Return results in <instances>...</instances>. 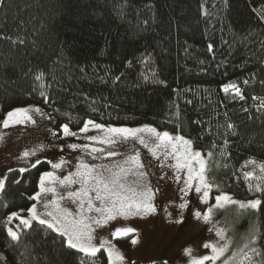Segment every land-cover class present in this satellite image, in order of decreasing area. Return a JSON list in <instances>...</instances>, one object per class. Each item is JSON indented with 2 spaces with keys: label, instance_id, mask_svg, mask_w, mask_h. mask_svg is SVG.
Segmentation results:
<instances>
[{
  "label": "trees",
  "instance_id": "16d2710c",
  "mask_svg": "<svg viewBox=\"0 0 264 264\" xmlns=\"http://www.w3.org/2000/svg\"><path fill=\"white\" fill-rule=\"evenodd\" d=\"M231 82L244 99L223 91ZM262 100L264 0H4L0 5V126L5 111L24 105L43 108L55 125L78 127L85 119L149 124L187 137L206 156L213 151L221 164L208 173L220 185L215 190L247 200L260 195L249 192L243 166L249 159L264 162ZM229 122L235 135L226 129ZM48 166L45 161L8 174L0 192V252L9 264H79L83 256L38 222L20 231L17 241L7 235V214L31 205ZM222 211L232 241L226 256L243 245L250 229L264 236V203L258 210L232 205ZM95 259L108 264L103 250Z\"/></svg>",
  "mask_w": 264,
  "mask_h": 264
},
{
  "label": "snow or ice",
  "instance_id": "6c2138e0",
  "mask_svg": "<svg viewBox=\"0 0 264 264\" xmlns=\"http://www.w3.org/2000/svg\"><path fill=\"white\" fill-rule=\"evenodd\" d=\"M4 0H0V5H3ZM23 43V41H20ZM209 45V50H211ZM43 73L37 75L35 79L40 81ZM119 79V77H117ZM244 84L249 83L248 80L243 81ZM225 93H233L240 99H244L241 88L235 82L227 83L222 86ZM44 102H48V97L45 92H40ZM253 99H257L253 97ZM262 108H264V100L261 101ZM41 119L53 118L47 114L43 108L39 106L16 107L6 113V117L2 120L3 127L7 128L10 124H37L35 116ZM67 115V114H66ZM69 120L71 117L69 116ZM90 129L98 130L100 135H88ZM229 134L235 135V126L229 122L226 125ZM51 136L59 140L60 135L64 137H77L81 133L85 134L83 139L89 142H98L102 145H107V148L96 147L94 143H71L68 145L73 151H79L82 155L75 165V171H69L67 175L58 176L55 171H44L39 175L38 191L31 197V200L41 201V206L44 209L42 212L38 211L36 203H32L27 209V216H21L20 212H11L7 220L10 223L13 217L19 219V224L12 227L5 225L7 235L13 241L20 239L19 232L24 228H31L33 221H38L39 225L45 226L59 234L62 243L69 249L77 250L83 256L79 260V264H96L97 253L103 248L107 252L108 264H136L135 261H127L125 256L116 248L111 240L103 239L97 245L95 241L94 231L95 227H102L110 221L116 220L117 217L130 216H147L156 212L153 198L154 193L150 185L144 184L142 178L146 175L144 172H137L135 169L138 165L139 151L134 149L135 154L129 156L123 163L97 164L94 162H87L85 157H90L92 161L100 160L105 157H115L117 152L113 146L118 144H125L138 140L139 144L145 148L150 145L153 149V154L156 151L162 150L164 156H172L175 160L173 165L177 170H186V179L184 180L185 188L181 191L192 190L200 195L201 202H205V198L209 197V192L213 187L220 188L219 184H214L208 173L214 170L213 166L220 167V160L216 158L213 151L207 152V157L202 155L199 150H192V141L186 139L182 135L173 136L168 131H158L155 127L150 125H143L137 128H130L126 126H112L97 123L91 119L83 120V126L78 127L77 131L70 128L69 123H62L59 125V130H49ZM148 133V136L143 135ZM229 143L225 138L224 145ZM53 147L62 146L59 144L52 145ZM183 146V152L181 151ZM46 145L40 144L36 149L25 150L22 153V158L25 160L27 167L19 169L8 168L7 173L0 177V192L6 188V181L8 174L13 172L25 173L29 168H36L42 164L43 161L37 152L43 153L46 150ZM215 147V145H213ZM220 157L225 156L223 147L219 153ZM51 164L53 170H62L63 166L67 164L63 158L59 162ZM245 164H254L259 170L260 175L255 176L253 171L244 172L245 180L250 181L255 178L258 181L255 184L249 182V192L260 194L256 198L240 201L234 199L229 193L221 191L219 195L215 196V204L209 206L205 213L196 211L194 216L202 219L205 223H218L214 220V210L223 209L227 206H238L240 210H258L261 208L264 197V162H257L254 159L245 161ZM224 164L223 167H227ZM133 177V179H129ZM179 180L180 178L177 177ZM195 181V184H193ZM14 183L19 184L16 180ZM73 185H78L73 189ZM62 190V191H61ZM52 194V199L47 198V194ZM69 200L75 205V211L61 207L60 201ZM180 209L187 207V201L178 205ZM20 211H24L21 209ZM96 213L98 215H88L89 213ZM177 223L180 221L177 220ZM213 229H209L212 231ZM216 234L219 240L213 243H205V248L211 249L210 255L201 257L192 256V249L185 248L183 251L188 255V264H204L209 261L210 264H216L217 261L222 260V264H264V236L257 233L255 229L249 230V235L245 242L236 251L229 252L231 239L224 235L225 229L217 228ZM136 229L132 227H117L111 233L113 237H126L130 233H135ZM260 241L258 244L257 241ZM137 239L133 238L131 243L135 245ZM223 258V259H222ZM151 264H157L152 261ZM160 264H168L167 260H163Z\"/></svg>",
  "mask_w": 264,
  "mask_h": 264
},
{
  "label": "rangeland",
  "instance_id": "374dc122",
  "mask_svg": "<svg viewBox=\"0 0 264 264\" xmlns=\"http://www.w3.org/2000/svg\"><path fill=\"white\" fill-rule=\"evenodd\" d=\"M28 106L35 107V105L17 107ZM12 109L13 108L4 112L2 120L6 117V113ZM34 118L37 119V124L35 125L31 123L10 124L7 128L3 127L1 121L0 177H3L7 173L8 168L19 169L21 167H27L25 160L22 158V153L25 150L36 149L40 144L47 146L43 153L39 151L37 152V155H39L43 161H52L53 163H56L59 162L61 158L67 161V164L63 166L62 170H53L49 163L48 168L44 170L55 171L56 174L61 177L67 175L69 171H75V165L78 163V159L82 155L81 152L70 149L68 147L69 144L94 143L96 147H108L107 145H102L98 142H89L83 139V136L85 135L83 133L77 137H64L61 134L59 140H57L56 137L50 135L49 130L58 131L59 125L52 124V122L46 118L41 119L38 115ZM69 126L72 130L77 131L78 127H82L83 124L78 127H73L70 124ZM141 126L143 125L126 127L137 128ZM156 129L161 132L168 131L159 128ZM168 132L173 136L177 135V133ZM100 134L101 133L95 129H90L88 133V135ZM143 135L148 136L149 134L144 133ZM185 138L188 139L187 137ZM56 144L61 145L62 149L60 147L52 146ZM113 147L117 152V156L115 157H105L96 161H92L90 157H85V159L90 163L94 162L97 164L103 163L112 165L114 163H123L129 156L135 154L134 149L138 150V165H141L142 167L138 166L135 171L146 173L142 178V182L150 185L153 190L154 198L152 202L156 206V212L147 216H130L126 218L117 217L116 220L110 221L102 227H95L94 242L97 245H99L100 241L103 239L111 240L129 262L139 261L141 264H151L152 261L167 260L168 264H188L189 257L183 251L185 248H191L192 256L194 257L210 255L211 249L205 248L203 245L205 243H213L219 240L215 229H225L224 235L228 237L227 229L222 222L223 209L214 210V220L218 222L215 224L205 223L202 219H198L194 216L196 211H200L203 214L207 211L209 206L215 204V196L219 195L221 191H216L215 187H213L209 192V197L205 198L206 203L201 202V194L196 193L194 188L192 190L181 191V189L185 188L184 180L186 179V170H177L173 166L175 160L172 156H164L162 150L156 151L155 154H153L151 145L149 148H145L143 145L139 144L138 140L125 144H118ZM191 149L200 151V149L196 148L193 143ZM181 151L183 152V146H181ZM201 153L207 157L202 151ZM243 171H253L255 176L260 175L259 170L254 164H244ZM177 177L180 179L178 180ZM129 179L131 180L133 177H129ZM250 182L255 184L258 181L253 177ZM193 184H195V181H193ZM72 187L75 189L78 185H73ZM47 198L52 199V194H47ZM236 200L246 201L242 199ZM185 201H187V207L180 209L178 205ZM32 203L37 204L38 211L42 212L44 210L41 206V201L33 200ZM60 204L61 207H66L75 211V205L67 199L60 201ZM27 209H23L24 211H20L21 209L10 211L7 214V217L14 211L20 212L21 216H27L29 215ZM88 215L98 214L93 212ZM15 220H17V222H15ZM177 220L180 222L177 223ZM17 224H19V219L16 217H13L10 223L7 220V226L12 227L14 230ZM125 226L136 229V232L130 233L126 237H113L111 235L117 227ZM209 229L213 230L209 231ZM133 238H136L138 241L135 245L131 243ZM101 250L107 255L105 249L102 248ZM0 262L1 264H9L1 252ZM206 262L209 261H205L204 263ZM218 264H222V260L218 261Z\"/></svg>",
  "mask_w": 264,
  "mask_h": 264
}]
</instances>
